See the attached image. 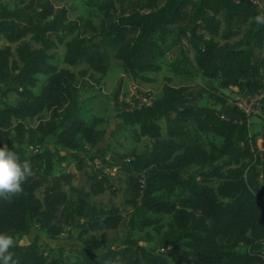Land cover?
Listing matches in <instances>:
<instances>
[{"label": "trees", "instance_id": "16d2710c", "mask_svg": "<svg viewBox=\"0 0 264 264\" xmlns=\"http://www.w3.org/2000/svg\"><path fill=\"white\" fill-rule=\"evenodd\" d=\"M7 1L0 0V41L17 47L0 48V143L32 169L21 193L0 198V232L13 238L12 259L17 264H264V130H256L234 101L214 93L220 109L201 107L192 87L166 82L161 97L135 105L120 100V83L113 94L117 126L137 127L136 136L148 138L152 149L115 164L119 170L113 175L97 164L106 163L107 151L95 150L116 132L108 135L80 116L78 87L89 71L105 77L113 60L129 80L152 82L146 75L161 71L163 45L177 31L192 46L204 77L218 81L220 89L256 95L264 90V24L256 22L264 16L262 0H110L99 27L70 20L53 0H19L13 9L4 6ZM74 32L77 36L65 42L64 62L86 66L79 75L51 64L62 35ZM35 74L48 77L39 94ZM11 94L17 95L14 105L6 102ZM260 111L264 118V101ZM34 120L37 125H30ZM192 131L222 143L206 149L194 142ZM71 160L88 189L74 184V174H56L58 164ZM90 166L96 168L88 171ZM193 167L209 169L191 174ZM119 172L133 195L130 219L142 216L149 227L158 220L145 213L170 215L171 232L154 241L127 236L121 244L108 243L109 233L123 227V215L90 198L115 196ZM156 192L180 194L164 199ZM73 229L70 238L83 243L74 261H61L56 248L40 244L41 232L55 240Z\"/></svg>", "mask_w": 264, "mask_h": 264}, {"label": "rangeland", "instance_id": "374dc122", "mask_svg": "<svg viewBox=\"0 0 264 264\" xmlns=\"http://www.w3.org/2000/svg\"><path fill=\"white\" fill-rule=\"evenodd\" d=\"M110 0H101L94 4H89L87 0H53L57 8H65L68 11L70 20H76L84 24L87 22L99 27L104 20V4ZM19 4V0H11L4 2V6L13 9ZM259 7L264 14V0L259 2ZM78 32L63 34L64 43L51 51V64L58 70L68 69L75 74L86 69V66L79 65L75 67L68 66L64 62L65 57V42L76 37ZM11 46L13 51L17 45L8 44L6 41H0V48ZM165 50L164 57L160 60L161 71L158 73H149L146 76L152 80L149 83L133 82L129 80L123 73L120 62L113 60L111 70L105 77L89 71L86 79L79 78V96L82 101V109L80 116L89 124L97 123V128L105 130L108 135L116 132L114 139L108 138L104 145H101L95 152L107 151L106 163L97 162V164L104 168L105 172L116 174L117 169L112 168L115 164L120 165L123 160L129 158L133 153L147 154L152 149V143L148 138H138L136 136L137 127L117 126L115 120L116 108L113 101V94L117 86L122 84V91L120 100L130 102L131 104L140 105L144 103L150 104L153 100L158 99L162 95L163 85L167 82L171 86L192 87L199 96V106L220 109V104L213 98L212 94L219 93L228 96L230 101H234L238 97V90L236 88L220 89L218 81L207 79L198 70L194 60V50L188 43L186 38H179L177 31L168 37L166 43L163 45ZM35 82L34 92L39 94L41 89L46 84L47 76L35 74L32 76ZM17 101V95L11 94L6 102L9 105H14ZM0 108L2 105L0 104ZM44 119H49L48 114H45ZM256 130H264V118L257 116L251 119ZM38 121L34 120L29 122L30 125L36 126ZM163 132L166 131L165 121L161 122ZM194 142L198 145L209 149L211 145H220L222 139L213 135H205L192 131ZM262 146V141L258 142ZM52 145V143H50ZM96 167L90 166L88 171H93ZM209 168L193 167L189 170L191 174H199L207 171ZM71 173L75 175L74 184L76 186H85L86 177H82L76 170L75 163L71 160L67 165H57L56 174ZM120 180L116 182L119 189L117 194L113 196L107 193L99 198H90V202L98 207L108 209L111 206H116L120 213L123 215V227L118 231L110 232L108 235V243L110 245L121 244L125 237L142 240H156L160 236L171 232L174 229L173 218L170 215H154L150 212L144 215L152 220H158V224L145 227L142 225V216H137L130 219L131 214L134 212L131 199L132 194L129 191V185L125 175L119 172ZM180 193L168 195L165 192H156V197L168 199L177 197ZM42 196L41 194H39ZM75 230L67 231L59 238L52 240L47 237L44 232L40 233V244L45 247L50 245L56 248L57 255L63 262H71L76 258L77 250L81 249L83 243L78 241L77 237L70 238V234H74ZM35 235L27 238L21 244L28 243L34 240ZM172 263V260H171Z\"/></svg>", "mask_w": 264, "mask_h": 264}, {"label": "clouds", "instance_id": "9594fccd", "mask_svg": "<svg viewBox=\"0 0 264 264\" xmlns=\"http://www.w3.org/2000/svg\"><path fill=\"white\" fill-rule=\"evenodd\" d=\"M256 22L264 24V16H257ZM32 175L31 165L21 161L19 155L9 148L7 143H0V198L8 199L23 191V183ZM13 238L0 232V264H17L9 251Z\"/></svg>", "mask_w": 264, "mask_h": 264}, {"label": "built area", "instance_id": "2783aa9c", "mask_svg": "<svg viewBox=\"0 0 264 264\" xmlns=\"http://www.w3.org/2000/svg\"><path fill=\"white\" fill-rule=\"evenodd\" d=\"M264 101V90L260 91L258 94L253 96H241L238 94V97L234 100L236 106H238L243 112H245L250 120L255 119L257 116H260L261 105ZM127 103L128 100H126ZM146 104V99L144 98V103Z\"/></svg>", "mask_w": 264, "mask_h": 264}]
</instances>
